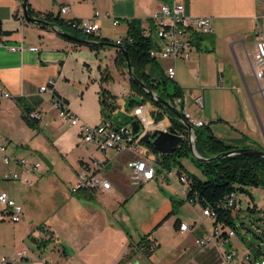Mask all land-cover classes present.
Segmentation results:
<instances>
[{"label":"crops","instance_id":"crops-1","mask_svg":"<svg viewBox=\"0 0 264 264\" xmlns=\"http://www.w3.org/2000/svg\"><path fill=\"white\" fill-rule=\"evenodd\" d=\"M66 2L70 8L61 15L63 19L90 18L97 13L99 29L93 39L113 42L127 35L130 20L153 29L152 14L162 3L181 2L190 15L209 16L212 32L194 41L189 58L160 59L159 67L165 72L174 66V80L183 94L179 104L192 118L206 122L217 137L236 148L251 144L258 149L256 146L261 145L264 109L261 104L257 107L254 97H264V82L255 78L253 63L255 43L264 37V0ZM28 3L33 12L59 13L54 0ZM0 41L23 47L10 51L0 46V86L11 94V98L0 99V141L11 157L40 164L28 185L9 178L14 171L22 173L17 164L1 169L0 177L12 181L9 189L1 191L20 203L23 213L17 223L0 221V255L28 248V257L19 264H46V260H51L50 264H221L222 256L230 252L232 260L227 264H248L244 255L250 250L244 241L235 239L236 234H214L212 218L200 217L198 212L186 229H179L180 223L187 222L178 217L177 207L195 204L184 198L186 184L175 185L178 199L158 198L152 193L148 201L138 189L156 182L161 175L134 187L127 167L134 154L112 149L100 153L93 143L81 139L76 125L61 120L52 107L50 88L92 127L105 121L102 88L115 96L113 113L135 107L128 106L132 91L127 73L115 64L116 47L102 46L96 51L76 46L48 26L28 23L19 0H0ZM30 46L38 47V51L28 50ZM106 50L109 57H104ZM158 70L152 64L146 66L154 78ZM115 76L124 84L126 95L113 92L111 80ZM44 85L48 90L40 92ZM24 106L38 116L36 129L22 120ZM154 153L160 154L157 150ZM95 158L106 160L103 174L111 189L72 193L70 187L82 163ZM142 236L153 244L148 255L139 245ZM201 239L204 244L198 243Z\"/></svg>","mask_w":264,"mask_h":264},{"label":"built area","instance_id":"built-area-1","mask_svg":"<svg viewBox=\"0 0 264 264\" xmlns=\"http://www.w3.org/2000/svg\"><path fill=\"white\" fill-rule=\"evenodd\" d=\"M59 5L61 15L69 11V4L66 0H54ZM96 15L90 18H73L70 24L83 34H94L99 29L96 22ZM154 22L153 29L143 28V34L154 40V47L149 50V56L156 60L169 59L175 61L178 58L188 59L193 47L195 38L200 35L212 32L211 18L209 16H194L186 12L185 6L181 2L172 4L162 3L158 10L152 14ZM118 21L113 20L116 24ZM116 45H123L122 38L114 41ZM0 46L6 47L10 51L22 50L21 45H7L0 41ZM30 51H38V47H28ZM253 72L257 80L264 82V37H258L254 48ZM165 73L169 78H174L175 68L170 65L166 68ZM48 90V86H41L40 92ZM51 105L57 110L59 117L66 123L76 125L79 130L80 137L85 142L93 143L100 153L107 150H115L117 152L129 151L135 155V159L128 161L127 167L129 172L130 183L134 187L141 186L144 182L161 175L170 178L171 169L166 170L161 167L158 162V155L150 150V147L140 140L145 132H151L155 129L166 131L171 125L170 117L163 112L161 119H156L155 115L159 112V108H153L150 102L139 104L130 111L124 112L137 120L140 125V132L137 136L133 135L131 124H120L116 127L111 126V119L105 120L98 126L92 127L84 124L78 116L74 114L66 105L64 100L52 92ZM11 98V94L0 86V99ZM176 98L173 100L174 105L182 117L193 127H202L206 125L203 120L194 119L190 114L178 103L175 104ZM200 102V98H198ZM32 118H37L35 113H29ZM1 139V137H0ZM1 162L4 165L17 164L21 167L22 173L14 171L10 174L13 180H19L21 183L28 185L31 182V174L39 167V162L30 161L28 158H13L6 151V145L0 141ZM107 162L104 159L95 158L84 161L80 170L76 173L73 184L70 187L72 193L81 190H101L109 191L111 183L103 174ZM158 169L160 172H158ZM178 182L187 185L185 174L178 173ZM187 190L184 191V198L191 203H196L195 198H187ZM238 199L234 192L226 195L217 205L223 209H236ZM202 213L212 219L215 218L216 212L214 207H202ZM23 208L14 198L6 191H0V221L8 220L17 223L21 220ZM188 227L185 223H180L179 229L184 230ZM218 233V227H214V234ZM234 229H229L227 235H235ZM199 244H204L205 240H198ZM28 248H20L8 255H0V264H19L28 257ZM232 260V253H226L222 256L221 264H227ZM244 260L248 264H259L249 251L244 255ZM51 260H46V264H50Z\"/></svg>","mask_w":264,"mask_h":264},{"label":"trees","instance_id":"trees-1","mask_svg":"<svg viewBox=\"0 0 264 264\" xmlns=\"http://www.w3.org/2000/svg\"><path fill=\"white\" fill-rule=\"evenodd\" d=\"M22 2V0H19ZM29 15L43 19L50 22L60 30H65L70 34L77 35L82 38L93 39L97 38L94 34L83 36V33L73 28L70 24V20H65L61 17L60 12L53 13L52 11H45L42 14L39 12H33L28 6ZM197 38H195L196 41ZM100 40L106 42H113L106 38H100ZM123 45L126 48L128 54L132 72L138 78L146 84V86L156 92L157 96L173 103L175 98L182 97V88L176 84L174 78H169L167 74L159 67L158 60L149 56V50L154 47L155 43L149 36L143 34V28L140 26L137 20L129 21V28L127 35L122 38ZM71 42V41H70ZM74 43L76 46H87L92 50H98L102 46L94 44H81ZM114 43V42H113ZM115 64L120 65L122 69L126 71V64L123 58L121 50H117L115 57ZM152 64L158 70V77H152L147 71L146 66ZM129 80V86L132 91L128 97V106H137L146 102H150L152 105L159 108V112L156 113L155 118L158 120L162 117V113L165 112L170 117L171 127L180 133L186 134L185 126L181 120L174 116V114L168 109L160 105L155 100H151L147 91L134 82ZM100 102L102 107V114L104 120L111 119L112 127H116L120 124H128L133 118L122 112L113 113L117 105L115 103V96L112 95L107 89L102 88ZM23 113L21 114L22 120L30 128H37L38 120L29 116V108L23 107ZM182 143L174 149L170 154H159L158 162L163 169L169 170L174 164H178L181 168L180 158L189 157L191 161L200 169L203 177H199L196 174H185L187 179V198H195L202 207H214L216 216L213 219V224L218 227V234L220 237L226 236L229 229H234L237 232V224L235 219L239 217L237 209H223L218 207L219 202L228 194L234 192L240 204V198L238 194H245L248 197L249 202L253 203V195L251 188L258 186L264 187V158L254 156L250 154H232L220 157L213 161H199L191 156L190 148L186 135L184 136ZM194 146L198 154L202 157L215 156L217 154L235 149V146L225 143L221 138L217 137L209 125L202 127H195L194 130ZM146 143V142H144ZM153 152H156L154 147L147 143ZM243 148H251V144L242 146ZM158 172L160 170L158 169ZM178 173H182L178 170ZM184 200V199H183ZM182 200V201H183ZM175 203V201H174ZM248 206L247 209L253 210ZM178 221H175L177 224ZM245 228V227H244ZM247 231L249 229L246 228ZM261 236H264V228L259 229ZM258 238H261L258 236ZM244 240V238H242ZM139 245L142 252L148 255L152 249L153 244L147 236H142L139 240ZM257 255L261 253L259 246L256 249ZM254 256V255H253ZM255 257V256H254Z\"/></svg>","mask_w":264,"mask_h":264},{"label":"rangeland","instance_id":"rangeland-1","mask_svg":"<svg viewBox=\"0 0 264 264\" xmlns=\"http://www.w3.org/2000/svg\"><path fill=\"white\" fill-rule=\"evenodd\" d=\"M58 3H56V6ZM54 6V7H56ZM59 6V5H58ZM57 8V7H56ZM83 36H85L83 34ZM104 57H109V53L106 50ZM123 74H126L123 69ZM112 90L117 95L120 96L126 95V89L124 84L118 81L117 76H115L111 80ZM181 99L178 97L175 104L181 103ZM254 102L259 106L262 105L264 109V97L258 95L254 97ZM259 150L264 151V140H261V145L256 146ZM180 162L182 168L178 164H174L171 166L172 174H170V178H165L163 176H159L156 182H151L149 184H144L141 188L138 189V192H143L144 196L148 201L152 198V193L156 194L158 198L164 196L169 198L170 196L173 198H179L178 194L175 195L176 186L181 187V184L178 182V170H181L183 174H196L199 177H203L200 169L191 161L189 157H182L180 158ZM7 165H4L0 159V172L1 169H7ZM10 178V177H9ZM11 180L3 179L0 177V191L3 189H9ZM176 185V186H175ZM251 193L253 195L254 202L251 203L248 200V197L245 194H238L240 198V210H239V217L235 219L237 224V233L236 238L239 242L244 241V246L248 248L255 256V259L258 261L259 264H264V236H261L259 229L264 228V187L258 186L256 188H251ZM155 198V197H154ZM156 199V198H155ZM254 205L253 210L247 209L248 206L252 207ZM202 206L199 203H195L194 207L190 204L184 203V206L177 207V215L181 219L185 220L187 225L191 223V219L197 218V213L199 212V216L203 217L202 213ZM28 222H34L30 218L26 219ZM177 225V224H176ZM245 227V228H244ZM249 229V231L246 230ZM260 236L261 238H258ZM244 238V240L242 239ZM30 247L34 248V243L29 242ZM259 246L261 253L257 255L256 249Z\"/></svg>","mask_w":264,"mask_h":264},{"label":"water","instance_id":"water-1","mask_svg":"<svg viewBox=\"0 0 264 264\" xmlns=\"http://www.w3.org/2000/svg\"><path fill=\"white\" fill-rule=\"evenodd\" d=\"M29 3L28 0H22L21 2V8H22V16L24 20L28 23H38L42 24L45 26H48L51 28L56 34L61 36L62 38H65L71 42L75 43H81V44H94L97 46H113L116 47L117 49L121 50L123 58L125 60L126 64V71L128 78L140 86L141 88L145 89L150 97L151 100H155L158 102L160 105H162L165 108H168L175 117L179 118L181 122L185 126V131L186 134L180 133L179 131L175 130L174 128L168 126V129L166 131L161 130V129H155L151 132H145L142 136H140V140L142 142H149L155 150H157L160 154H170L174 151L175 148H177L182 141L184 140V136L186 135V138L188 140L189 148H190V153L193 158L199 161H213L215 159H218L220 157L226 156V155H232V154H250L254 156H259L264 158V151H261L256 148H235L220 154H217L215 156H210V157H202L201 155L198 154L197 150L195 149L194 146V130L195 127H193L190 123H188L181 115L179 110L172 105L168 100H165L163 98H160L157 96L156 92L150 90L145 83L142 81L138 80V78L133 74L130 60L128 57V54L126 52V48L124 46H118L113 42H106L103 40H94V39H87V38H82L77 35H73L68 33L65 30H60L56 26L52 25L50 22H47L43 19L33 17L29 15V9H28ZM131 127H132V132L134 136H137L140 132V125L137 122V120H132L130 122Z\"/></svg>","mask_w":264,"mask_h":264}]
</instances>
